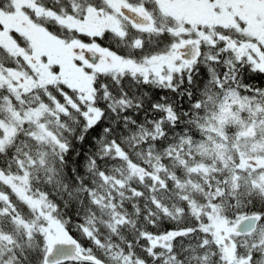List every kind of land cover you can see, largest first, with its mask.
Here are the masks:
<instances>
[{
    "label": "trees",
    "instance_id": "obj_1",
    "mask_svg": "<svg viewBox=\"0 0 264 264\" xmlns=\"http://www.w3.org/2000/svg\"><path fill=\"white\" fill-rule=\"evenodd\" d=\"M90 2L82 0L80 9ZM139 53L130 39L129 57L138 62ZM218 77L215 71L209 79H189L175 89L131 69L114 71L107 80H95L87 114L67 86L63 95L37 86L33 107L49 106L40 113L63 144L43 141L42 133L29 134L3 115L0 138L9 132L4 123L16 134L0 143V264H45L49 241L42 229L52 220L80 242L85 254L107 264H236L249 254L253 264H264V240L257 231L233 235L230 246L219 238V225L234 224L243 214L261 212L264 221V184L239 158L244 151L259 159L264 154L236 143L233 123L223 136L208 132L211 114L225 100ZM245 95L264 109V88ZM62 96L65 112L55 108ZM90 108L99 111L91 122ZM207 134L224 157L205 151L212 143ZM35 199L37 208L30 205ZM164 233L172 234L166 260L150 242Z\"/></svg>",
    "mask_w": 264,
    "mask_h": 264
},
{
    "label": "flooded vegetation",
    "instance_id": "obj_2",
    "mask_svg": "<svg viewBox=\"0 0 264 264\" xmlns=\"http://www.w3.org/2000/svg\"><path fill=\"white\" fill-rule=\"evenodd\" d=\"M91 1L80 9L82 0H0V121L3 115L16 120L15 113L19 112V123L30 132L33 125L27 121L34 118L37 86L57 88L59 95L65 93L67 86L80 98L85 110L86 100L91 98L82 100L84 91L71 81L53 80L29 87L26 81L34 80L37 72L41 75L43 64L52 73L70 68L71 75L74 72L81 77L76 84L91 86L94 91L95 80H107L114 71L130 69L128 62L133 61L129 57L130 39L136 41L140 50L138 63L149 70L147 77L142 74L144 80L154 79L158 85L177 89L179 83L209 79L210 74L218 71L225 100L233 95L235 107L243 106L239 109L242 115L264 120L260 103L254 105L252 98L245 95L247 90L257 95L264 88V0ZM57 7L61 9L55 11ZM34 8L44 13L39 15ZM129 9L137 12L139 25L124 13ZM5 15L12 21L5 19ZM31 28L41 31L42 42ZM188 42L197 43L200 49L193 61L184 58L183 48ZM35 47L40 52L38 56L34 55ZM151 63L155 65L154 72L149 68ZM236 80L237 86L232 90V82ZM258 81L261 85L254 89ZM49 91L45 92L47 96ZM67 97L70 98L68 93ZM56 101L62 111L68 110L63 96ZM73 102L82 111L81 105ZM12 104L13 112H7L5 108ZM40 108L49 111L47 105ZM91 112L90 122L99 111ZM4 127L16 134L10 125L4 123ZM45 130L53 135L46 123L38 131ZM263 134L264 129H259L255 136ZM243 157L241 164L246 166L248 160Z\"/></svg>",
    "mask_w": 264,
    "mask_h": 264
},
{
    "label": "rangeland",
    "instance_id": "obj_3",
    "mask_svg": "<svg viewBox=\"0 0 264 264\" xmlns=\"http://www.w3.org/2000/svg\"><path fill=\"white\" fill-rule=\"evenodd\" d=\"M36 10V13L41 15L43 12V10L39 9V8H34ZM51 15V14H50ZM5 19H8L9 21H12V19L9 16H4ZM21 21H19L20 24ZM32 34L35 36H39L40 38L38 39L40 42H42V37L39 35L41 33L40 30L37 29H32ZM46 46V43H45ZM36 48V47H35ZM34 51V50H33ZM40 54V52H38L37 48L34 51V55L38 56ZM69 59V58H67ZM151 66V67H150ZM149 66V68H151L153 70V72L155 71V65H153V63H151ZM128 67H130V69L133 71V73H141L143 74L145 77L148 76V69L142 67L136 60L130 61L128 62ZM41 75H39V73L37 72V76H35L34 80L28 79L26 81V87H29V85H39L44 83V82H48V81H53V80H65L67 82H72L73 85H77L80 86V90L84 91V94L81 96L82 100L86 99V98H92L93 94V88L91 86H84L81 84H76V82H81V77L77 74H75L73 72V74L71 75V69H65L63 72L60 73H52V69L49 67L47 68L45 65H41ZM72 76L71 79H68L69 76ZM68 79V80H66ZM237 103L236 101V97H234L233 95L229 96L227 98V100H225L222 105L220 106L219 110L217 111V113L213 116L212 121L210 122L209 125L207 126V130L208 132H211L213 134H215V136H223L226 133V125L228 123H233L237 128H236V133H237V137L235 139L236 143H239L240 145H242L243 147H245L246 149L250 148L252 150H257L259 151L258 155H262L264 154V135H256L257 130H262L264 128V121H262L261 119L258 118H252L250 116H245L242 115L241 112L239 111V109L243 108V106L241 104H239V106L237 105V107H235V104ZM59 105V106H58ZM55 104V108L60 107L62 110V106L60 104ZM12 106H14L13 104L10 106H7L5 108V110L7 112H13V108ZM11 109V110H10ZM42 109H34L33 110V120L32 121H27L29 124L33 125V129L30 130L29 134H34L36 132H39L38 130L43 129V125L45 123V119L44 117L41 115ZM19 112L15 113V119L17 122H21L18 121L17 118V114ZM93 114V113H92ZM51 115L57 116V114L55 113V111L53 110V112H51ZM93 116V115H92ZM91 116V117H92ZM60 116L58 115V121H60ZM26 121V120H25ZM56 128L59 130V124L55 125ZM48 129V126H47ZM46 132V130H45ZM47 133V132H46ZM53 133L55 134V137L51 136L48 133L47 135L42 133L43 135H41L43 138V141H48L50 142V138H53L55 141H57L60 144H63L62 141L58 138L57 133L53 131ZM207 136L210 138V140L212 141V143L206 147L205 151L208 153L213 154L214 152L218 151L219 154L224 157L219 148L213 146L212 144L215 142L214 140V136H212L211 134H207ZM7 137V138H5ZM14 136L10 133V132H6V134L4 135L3 138H0V143L4 142V144L8 143L9 140L11 138H13ZM5 138V139H4ZM245 158L248 160L246 165L251 167V171L250 173L252 175H255L256 177V181L258 183H262L264 184V169L260 168V167H264V161H262L261 159L255 158V159H250L249 161V156H251L248 152L245 151V153H243ZM8 182H11V179H8ZM21 191L23 193H25V191L23 190V188H21ZM26 198L28 200L31 199L30 195H27ZM30 205H34L36 208L39 207V199H35L32 200L30 202ZM45 215V220H49V214L48 213H44ZM27 223V222H26ZM232 226L233 225H227L225 223H222L221 225H219V238L220 240L223 242L224 238L226 236H231L232 235ZM44 233L46 234L48 241H52L54 239L58 238V225L55 221H49V223H46L45 226H43ZM259 231H257V237L261 240H264V227L262 229V233L260 232L258 234ZM235 257H231L230 259L233 260Z\"/></svg>",
    "mask_w": 264,
    "mask_h": 264
},
{
    "label": "water",
    "instance_id": "obj_4",
    "mask_svg": "<svg viewBox=\"0 0 264 264\" xmlns=\"http://www.w3.org/2000/svg\"><path fill=\"white\" fill-rule=\"evenodd\" d=\"M124 13L135 24L141 23L138 14L134 10H124ZM186 53L184 58L188 61H193L198 58L200 49L195 42L186 43L183 48ZM262 220L260 213L248 214L239 218L233 226V232L236 235H248L255 231L259 222ZM226 244L231 243L229 237L224 239ZM65 261H85L95 264H106L97 258L81 253L80 242L71 235L63 226L58 225V238L49 242V247L45 255V264H60ZM238 264H252L251 256L242 258Z\"/></svg>",
    "mask_w": 264,
    "mask_h": 264
},
{
    "label": "bare ground",
    "instance_id": "obj_5",
    "mask_svg": "<svg viewBox=\"0 0 264 264\" xmlns=\"http://www.w3.org/2000/svg\"><path fill=\"white\" fill-rule=\"evenodd\" d=\"M59 223V222H58ZM62 224V223H61ZM93 256V255H92ZM93 257H95V258H97L98 260H100V261H102L101 259H99L98 257H96V256H93ZM102 262H104V261H102ZM95 264V263H94Z\"/></svg>",
    "mask_w": 264,
    "mask_h": 264
}]
</instances>
